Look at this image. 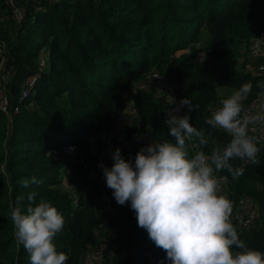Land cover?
<instances>
[{
  "label": "trees",
  "instance_id": "1",
  "mask_svg": "<svg viewBox=\"0 0 264 264\" xmlns=\"http://www.w3.org/2000/svg\"><path fill=\"white\" fill-rule=\"evenodd\" d=\"M14 3L18 23L0 0V264H82L99 245L97 264H264V128L251 155L240 142L243 110L264 96V51L247 54L264 37V0ZM153 71L171 98L141 87ZM128 107V133L146 131L149 142L116 150L105 181L93 180L89 137L117 128ZM68 143L72 159L49 153ZM195 151L223 184L218 201L208 200ZM248 209L256 220L237 226L233 213Z\"/></svg>",
  "mask_w": 264,
  "mask_h": 264
},
{
  "label": "built area",
  "instance_id": "2",
  "mask_svg": "<svg viewBox=\"0 0 264 264\" xmlns=\"http://www.w3.org/2000/svg\"><path fill=\"white\" fill-rule=\"evenodd\" d=\"M11 8L12 15L15 21L18 23L22 18V12L18 8L14 0H6ZM1 20V18H0ZM264 51V37H254L250 40L248 46L249 56L253 59L258 57ZM45 51L40 50L39 65L44 67L46 60L42 57ZM2 59L0 62V67L2 65ZM248 70L251 68L250 64H246ZM258 70H263V66H259ZM7 75H2L3 80H5ZM38 75H32L27 78L22 89L20 91L19 101H23L30 93L32 87L37 81ZM141 87L150 88L154 87L159 91H165L169 98L172 97L173 90L168 83L166 76L160 72L153 71L148 74L145 78ZM6 100H0V107L3 111H6ZM264 104V96L258 95L255 97L243 110L242 112V121L246 124V132L240 137L241 145L243 146L246 154L251 155L256 150V143L261 140L262 131L259 128L261 125H264V109L262 105ZM130 107H128L124 112L118 114L114 118V122L117 125V128L111 131H103L98 135H91L88 140V149L90 153H93L96 158L87 163L88 167L91 170L90 178L95 180L99 179L105 181V173L108 171L112 161L114 160L115 151L123 148H129L132 144H143L147 145L149 142V135L146 131L143 132H134L128 133L129 117L128 112ZM119 127V130H118ZM230 132L234 133V126L230 128ZM185 137L191 142L190 146L193 149H198V143L188 134L185 133ZM197 151V150H196ZM195 154V164L196 167L200 170H206L207 179L205 184V190L210 192L212 195L208 197L210 202L218 201L219 197L223 194V184L220 182L219 178L212 172H209L208 169V157L205 154L197 153ZM77 152V146L74 143L63 144L56 147L50 148V154L54 156H61L72 159ZM219 195V196H217ZM101 205L107 204V201L101 198L98 200ZM244 200H241L240 203H244ZM191 202H188L183 206V210L188 212L191 218L195 217L196 214L192 211ZM226 205V204H225ZM227 206V205H226ZM226 206H223L222 209H219V213L222 215L226 211ZM256 212L254 209L246 210L244 212L235 211L232 215V220L239 227H249L256 220ZM172 228L179 239L180 245L184 241V232L178 221H172ZM217 225L220 226V223L217 222ZM105 248L103 245H99L97 248L90 250L83 258L82 264H97L102 258V254Z\"/></svg>",
  "mask_w": 264,
  "mask_h": 264
},
{
  "label": "rangeland",
  "instance_id": "3",
  "mask_svg": "<svg viewBox=\"0 0 264 264\" xmlns=\"http://www.w3.org/2000/svg\"><path fill=\"white\" fill-rule=\"evenodd\" d=\"M200 34L201 35H199L198 41L194 44V49H195V52H196V57L199 54H200V56L202 55L201 54L202 53L201 52V49L203 48V45L205 44V41H206V38H207L206 35L203 33V31H201ZM227 92H230L227 88H225V87H217V93L218 94H220V95L222 94L223 95V94H225ZM259 128H264V125L263 126L261 125ZM118 130H119V127H118Z\"/></svg>",
  "mask_w": 264,
  "mask_h": 264
},
{
  "label": "water",
  "instance_id": "4",
  "mask_svg": "<svg viewBox=\"0 0 264 264\" xmlns=\"http://www.w3.org/2000/svg\"><path fill=\"white\" fill-rule=\"evenodd\" d=\"M200 54L199 55H197V57L195 58V60L194 61H197V60H199L200 59Z\"/></svg>",
  "mask_w": 264,
  "mask_h": 264
},
{
  "label": "crops",
  "instance_id": "5",
  "mask_svg": "<svg viewBox=\"0 0 264 264\" xmlns=\"http://www.w3.org/2000/svg\"><path fill=\"white\" fill-rule=\"evenodd\" d=\"M263 109H264V104L262 105Z\"/></svg>",
  "mask_w": 264,
  "mask_h": 264
}]
</instances>
